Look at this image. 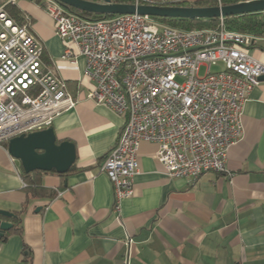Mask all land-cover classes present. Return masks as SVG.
I'll return each mask as SVG.
<instances>
[{
    "label": "crops",
    "instance_id": "0c3cea01",
    "mask_svg": "<svg viewBox=\"0 0 264 264\" xmlns=\"http://www.w3.org/2000/svg\"><path fill=\"white\" fill-rule=\"evenodd\" d=\"M14 5L42 42L43 62L76 100L51 124L58 143L74 145L76 160L64 175L34 174L43 192L31 197L20 162L0 144V210L19 219L0 216L16 228L0 239V264H264V82L243 105V132L227 149V173L170 178L156 161V145L143 142L133 196L114 213L99 166L126 117L87 98L94 83L85 59L75 48V64L62 59L64 46L41 2ZM248 54L264 64V39Z\"/></svg>",
    "mask_w": 264,
    "mask_h": 264
},
{
    "label": "built area",
    "instance_id": "2783aa9c",
    "mask_svg": "<svg viewBox=\"0 0 264 264\" xmlns=\"http://www.w3.org/2000/svg\"><path fill=\"white\" fill-rule=\"evenodd\" d=\"M16 0L7 3L14 4ZM75 64V48L94 83L87 98L126 120L99 171L113 190L112 211L133 196L140 144H155L170 178L225 174L227 149L242 136L243 105L264 81V64L248 54L256 40L228 30H182L149 16L87 20L54 0H39ZM193 0H132L135 5L181 6ZM221 7V0H216ZM192 6V5H190ZM24 16L18 24L0 7V144L51 127L76 100L52 66ZM220 70L211 73L213 66ZM204 67V75L199 76ZM229 174L227 177H231Z\"/></svg>",
    "mask_w": 264,
    "mask_h": 264
},
{
    "label": "water",
    "instance_id": "95a60500",
    "mask_svg": "<svg viewBox=\"0 0 264 264\" xmlns=\"http://www.w3.org/2000/svg\"><path fill=\"white\" fill-rule=\"evenodd\" d=\"M54 1L63 8L111 17L138 14L154 19L196 21L264 12V0L242 1L221 7L135 5L132 3H111L109 0ZM260 80L264 81V76ZM7 151L13 159L20 162L25 174L39 171L64 175L71 169L76 160L74 145L67 141L57 143L52 127L8 140ZM0 216L5 219L16 218L13 213L1 210ZM11 226L8 222L0 221V238L11 229Z\"/></svg>",
    "mask_w": 264,
    "mask_h": 264
},
{
    "label": "trees",
    "instance_id": "16d2710c",
    "mask_svg": "<svg viewBox=\"0 0 264 264\" xmlns=\"http://www.w3.org/2000/svg\"><path fill=\"white\" fill-rule=\"evenodd\" d=\"M9 0H0V7L3 6L4 11L13 18L18 24H22L24 21L23 14L18 10V8L11 3H7ZM97 1V0H91ZM111 3H132V0H109ZM242 1H250V0H221V5H231ZM36 2H40L36 0ZM185 5V4H181ZM188 6L192 5L194 7H216L218 3L216 0H193L191 4H186ZM67 11L74 13L84 19L87 20H101L105 18H110L111 16H101L96 14H90L86 12H80L74 10L72 8H65ZM162 24L182 29V30H200V29H213L218 25L219 19H205V20H196V21H188L181 19H155ZM225 28L228 30L235 31L240 34H246L252 36L254 39H264V12L262 13H254V14H246L241 16H233L224 18ZM252 46V45H251ZM58 143V142H57ZM5 148H7V142L2 143ZM72 169V167H71ZM71 169L69 171H71ZM68 171V172H69ZM44 172L34 171L30 174L22 173L26 184L27 193L31 197H36L42 194L43 190L40 184L34 180V174H40ZM16 216V215H15ZM15 224L19 222V219L14 218ZM13 231H16V228H11ZM10 229V230H11ZM1 239V238H0Z\"/></svg>",
    "mask_w": 264,
    "mask_h": 264
},
{
    "label": "rangeland",
    "instance_id": "374dc122",
    "mask_svg": "<svg viewBox=\"0 0 264 264\" xmlns=\"http://www.w3.org/2000/svg\"><path fill=\"white\" fill-rule=\"evenodd\" d=\"M220 68H221L220 65L213 66V67L211 68V73H215V72L219 71ZM204 71H205V69H204V67H202V68L200 69V71H199V76H203V75H204Z\"/></svg>",
    "mask_w": 264,
    "mask_h": 264
}]
</instances>
